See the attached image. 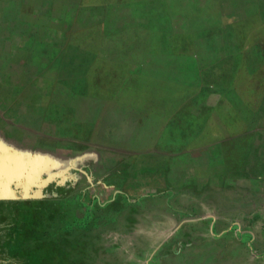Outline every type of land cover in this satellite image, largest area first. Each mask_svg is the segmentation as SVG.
I'll return each mask as SVG.
<instances>
[{"label":"rangeland","instance_id":"obj_1","mask_svg":"<svg viewBox=\"0 0 264 264\" xmlns=\"http://www.w3.org/2000/svg\"><path fill=\"white\" fill-rule=\"evenodd\" d=\"M80 5L90 42L0 51V156L36 184L0 264H264V0Z\"/></svg>","mask_w":264,"mask_h":264},{"label":"crops","instance_id":"obj_2","mask_svg":"<svg viewBox=\"0 0 264 264\" xmlns=\"http://www.w3.org/2000/svg\"><path fill=\"white\" fill-rule=\"evenodd\" d=\"M241 1L243 8L239 14L247 12L245 4L251 3V0ZM85 2L86 0H0V45H2L0 51L7 60L23 59L26 63L32 58L49 60L48 55H50L52 47L55 46L52 44L63 42L65 46H68L80 37L90 42L91 33L87 32H91L93 28L101 31L105 24L101 18L94 23H89L86 20L83 22L84 24L76 25L81 18L80 12L82 10L88 12V9L84 7H79V13L77 11V6L79 4L82 6ZM227 12H231V9ZM232 13L234 16L235 13ZM87 16L91 19L90 14ZM224 17L230 18V13ZM234 22V20L226 21L223 26L232 28ZM15 72L23 73L20 69ZM90 74L91 68L89 67L85 73V83L87 81L89 84L88 76ZM3 83H5L4 80L1 84Z\"/></svg>","mask_w":264,"mask_h":264},{"label":"water","instance_id":"obj_3","mask_svg":"<svg viewBox=\"0 0 264 264\" xmlns=\"http://www.w3.org/2000/svg\"><path fill=\"white\" fill-rule=\"evenodd\" d=\"M13 173L22 174L25 181L36 185L35 182L29 178L31 172L27 165L16 163L0 156V199L17 197L11 185Z\"/></svg>","mask_w":264,"mask_h":264}]
</instances>
